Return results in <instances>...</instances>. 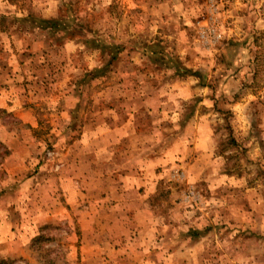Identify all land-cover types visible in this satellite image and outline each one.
<instances>
[{
    "label": "rangeland",
    "instance_id": "374dc122",
    "mask_svg": "<svg viewBox=\"0 0 264 264\" xmlns=\"http://www.w3.org/2000/svg\"><path fill=\"white\" fill-rule=\"evenodd\" d=\"M0 65V264H264V0H0Z\"/></svg>",
    "mask_w": 264,
    "mask_h": 264
},
{
    "label": "crops",
    "instance_id": "0c3cea01",
    "mask_svg": "<svg viewBox=\"0 0 264 264\" xmlns=\"http://www.w3.org/2000/svg\"><path fill=\"white\" fill-rule=\"evenodd\" d=\"M12 56H14V54H12ZM4 65L9 66V62H5ZM2 68H5V67L3 66ZM1 70L2 69H0V71ZM11 74L13 76V71L11 72ZM2 81L3 80H1V82ZM10 81H13V77L10 78ZM10 81H3L2 83H9ZM17 99H18L17 95L15 94L14 90L11 89L10 85H9V87H6V88H3L0 86V109L2 108L3 110H5L6 108H10L11 111H13V112L15 111V115H17L19 117L22 126L26 127L27 129H31V128L34 129L35 127H38L39 121L36 118V115L34 114V111L32 110V108L30 106L19 105L17 107V109H14L13 106L16 105L14 101ZM104 133H106V132H104ZM84 135H85V133L83 134V136ZM86 138H88L87 133H86ZM108 145H110V143ZM127 162H131V160H128ZM127 162H124L122 164L118 163L117 165H119L120 169L117 170L116 175L112 178L111 174H114V173H111L109 176H106L107 177L106 179L114 180V181H115V179H119L120 184H130L131 181H128V180H130L131 178L141 179L142 175H141V172L138 170V166H136V169H134L133 167L128 168L125 165ZM103 177H105V176H103V175L99 176L100 179H102ZM92 178H94V177H92ZM96 178L97 177H95L94 179H96ZM121 186L122 187L120 188L119 186L117 187V185H116V187H114V185H113L111 188L108 187L107 190L101 188V190H102L101 193L100 192H98V193L103 194L104 192L107 191L106 192L107 195H111V194L124 195L126 193L125 190L129 187L123 186V185H121ZM121 198H123V197L120 196V199ZM136 203H137L136 205L138 206V209H140L143 205L142 200H140V199L137 200ZM116 205H117V207H119L120 205L122 206L123 204L120 201V202H117ZM122 212L124 213V211H122ZM113 219H115V217H113ZM84 223L85 222H83L82 228L86 227ZM108 227H109V229H111L112 226L109 225ZM134 227H136V230H139V226H134ZM112 236H110V237H112ZM92 241L95 244L94 245V251L92 254V258L100 259L102 256H104V254L101 253V247H100L101 246L100 245L101 234L99 232L96 233L95 235L93 234V240ZM104 258H106V256H104Z\"/></svg>",
    "mask_w": 264,
    "mask_h": 264
},
{
    "label": "trees",
    "instance_id": "16d2710c",
    "mask_svg": "<svg viewBox=\"0 0 264 264\" xmlns=\"http://www.w3.org/2000/svg\"><path fill=\"white\" fill-rule=\"evenodd\" d=\"M38 23H39V27L43 28V29H57L59 27V20L57 19H53V18H48V19H45V18H38ZM117 56H118V52H117ZM117 56L116 54L113 56V59H117ZM95 75L94 76H97V75H101L103 73V71H105V68H103V70H100V69H95ZM101 71V72H100Z\"/></svg>",
    "mask_w": 264,
    "mask_h": 264
}]
</instances>
